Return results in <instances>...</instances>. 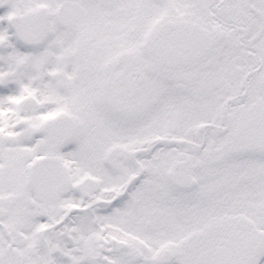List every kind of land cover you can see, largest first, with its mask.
<instances>
[{
    "label": "snow or ice",
    "instance_id": "6c2138e0",
    "mask_svg": "<svg viewBox=\"0 0 264 264\" xmlns=\"http://www.w3.org/2000/svg\"><path fill=\"white\" fill-rule=\"evenodd\" d=\"M0 264H264V0H0Z\"/></svg>",
    "mask_w": 264,
    "mask_h": 264
}]
</instances>
